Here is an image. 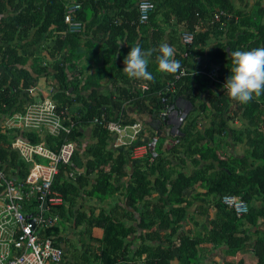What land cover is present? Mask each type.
<instances>
[{"label":"trees","instance_id":"trees-1","mask_svg":"<svg viewBox=\"0 0 264 264\" xmlns=\"http://www.w3.org/2000/svg\"><path fill=\"white\" fill-rule=\"evenodd\" d=\"M140 1L0 0V116L20 112L34 100L25 90L46 88L62 126L73 125L56 135L0 131V167L17 183L28 175L30 165L10 146L15 138L44 143L53 152L64 141L75 144L70 164L59 165L51 185L62 203L48 209L53 226L45 234L63 250L62 230L72 228L88 241L71 245V256L66 261L64 254L61 264H203L211 249H221L222 260L209 264H244L248 253L254 264H264V91L241 104L222 87L231 70L230 51L264 46V0H145L153 4L145 22H140ZM71 4H79L80 33L67 32L63 21ZM165 26H173L177 47L170 36L164 41ZM184 30L193 32L186 48L179 41ZM164 42L174 48L185 76L175 79L180 68L158 70L156 56ZM82 44L91 50L100 45L104 52L96 74L83 83L76 53ZM136 45L151 49L150 81L121 75L124 57ZM36 46L47 60L35 56ZM210 70L215 80L205 75ZM103 75L109 95L98 92ZM168 83L174 92L166 89ZM81 89L89 94L81 96ZM162 98L168 105L181 99L189 106L173 133L161 118ZM102 115L124 126L141 124L143 130L129 145L113 149L105 124H91ZM140 145L145 154L132 159L133 147ZM233 145L242 155L232 153ZM119 194L123 203L112 209L76 208L83 197L105 205ZM230 195L246 202L248 212L237 217L227 209L221 198ZM212 207L209 230L186 228Z\"/></svg>","mask_w":264,"mask_h":264},{"label":"built area","instance_id":"built-area-1","mask_svg":"<svg viewBox=\"0 0 264 264\" xmlns=\"http://www.w3.org/2000/svg\"><path fill=\"white\" fill-rule=\"evenodd\" d=\"M79 4H71L66 7L63 21L66 30L75 34L82 31V23L76 18ZM140 11V22H145L148 12L153 9L149 1L138 3ZM217 17V16H216ZM180 41L183 48L189 47L193 41V33L182 32ZM187 57V53L183 54ZM186 75L184 68H180L175 74V79ZM211 80H215V71L205 72ZM143 90L146 85H141ZM166 89L174 92L172 83H168ZM34 100L27 101L22 111H12L9 114L0 116V131L5 129H21L28 131L34 129L37 133H48L56 135L59 130L66 133L70 127L62 126L58 115L55 112V103L48 97L46 91L40 92L33 87L25 90ZM42 94V95H41ZM166 98L162 102L168 107ZM178 100H176V103ZM177 105V104H176ZM2 108L6 109L5 105ZM186 111L179 107L167 112L165 109L162 116L167 117L175 128L185 116ZM174 119V120H173ZM103 126L113 137L110 146L113 149L132 143L137 134L143 130L141 124L124 126L119 121H107L104 115L95 117L92 125ZM129 138V141H125ZM11 148L16 150L22 159L30 165L29 173L24 182L18 183L8 179L0 167V264H60L63 260V249L55 246L45 230L53 226L52 218L46 214L48 209L61 205L62 197L57 191L51 189L55 176L58 174L60 164H70L71 157L75 150L73 142L64 141L56 152L46 148L44 143L30 144L21 138L11 141ZM131 147V146H130ZM145 146H135L132 149V159H139L145 154ZM41 157V163L36 161ZM76 173L70 171L68 177L74 178ZM224 203L233 208L237 216L247 212L245 202L233 197L223 198Z\"/></svg>","mask_w":264,"mask_h":264},{"label":"clouds","instance_id":"clouds-1","mask_svg":"<svg viewBox=\"0 0 264 264\" xmlns=\"http://www.w3.org/2000/svg\"><path fill=\"white\" fill-rule=\"evenodd\" d=\"M182 32H191V31L184 30ZM182 32H180V34ZM179 39H180V35H179ZM180 44H181V41H180ZM150 53H151V49L142 50L139 45L131 47L123 59V64H124L123 71L129 77L143 79L145 81L152 80L153 73L148 70V62H149L148 56L150 55ZM158 53L159 54L156 56V61H157L158 70L160 72L172 73V72L177 71L180 68L179 61L174 59V48L169 43L167 42L161 43L158 48ZM230 56H231V70H230V73L227 75L222 87L227 90V94L231 98L235 99L241 104H246L250 100H252L254 96H259L261 95L262 91H264V46L254 47V48L247 49V50H242L238 48L236 50L230 51ZM177 100L179 101V99ZM181 101L184 102L183 100ZM172 104L174 105V108L171 111L175 110L177 107L176 102ZM185 104H186V107L189 108L188 104L187 103ZM170 105H168V107ZM168 107L166 108V110L168 109ZM71 108H74V107H71ZM188 110H186V113ZM161 118L162 120H164L167 117H164L161 115ZM91 124H92V121H91ZM166 124H167V121H166ZM179 124L175 128L174 127L170 128L169 125L167 126L170 128V131L173 133L177 130ZM224 197L221 198V203L227 209H231L236 215L233 208H230L224 203L223 201ZM246 207H247V212H248L247 204H246ZM209 210L215 213V210L213 209V207L210 208ZM241 216H237V217H241ZM212 219H214V217ZM212 219H210V221ZM209 227L207 228L208 230H209ZM61 248L63 249V247ZM213 252L221 253V249H217ZM63 254H64V250H63ZM221 260H222V257L220 254L219 261Z\"/></svg>","mask_w":264,"mask_h":264},{"label":"crops","instance_id":"crops-1","mask_svg":"<svg viewBox=\"0 0 264 264\" xmlns=\"http://www.w3.org/2000/svg\"><path fill=\"white\" fill-rule=\"evenodd\" d=\"M172 24H173V21L171 22V25ZM172 27H169V26L163 27L164 28V33H165L164 41L167 40L166 38H169L167 36H170V38H172V41H173V46L177 47L178 43H177V41H176V39L174 37L175 34H172V32L170 31ZM35 49H37L36 50L37 54L35 53V56H43L44 52H43V49L41 48V46L39 48H37V46H36ZM101 51H103V48L100 45H96L92 50H91L90 47H88V46H86L84 44L80 45L77 48V52L76 53L79 56V59H78V63L79 64H78V66L81 68V69L79 68L80 71L78 70L79 71L78 79L82 83L86 82L89 79V77L94 76L96 74V72L98 71V64L100 65V63H101L100 62L101 61L100 57L104 53V52L101 53ZM92 52H94L93 56L91 55ZM43 58L46 59V60L48 59V57H46V56H43L42 59ZM148 61L150 62V55L148 56ZM149 62H148V64H149ZM30 63H31V59L28 61V66L30 65ZM120 67L122 68L121 69V75L122 76H125L127 79L131 78L130 80L135 79L133 77H129L123 71L124 64L120 65ZM69 72H71V70H69ZM2 73H3V70H2V68H0V76L2 75ZM101 79H102L101 80V84L102 85H101V87L98 88V92L101 93V94L103 93L105 95H109L111 93L110 83L108 82L109 79L106 76H104V75L101 77ZM119 79H121V78L119 77L118 80ZM122 81L123 80H120L119 83H122ZM89 91H90V89H87V90L81 89L80 90L81 96H87L89 94ZM71 109H73V108H71ZM188 109L189 108L187 107V110ZM148 120L149 119H146V121H148ZM167 125H169L170 128L173 127V124L171 123L170 120L167 121V124L164 127H168ZM240 148H241L240 146L233 145L232 146V153H235V155H237V156L242 155V150ZM198 190L199 189L197 188L196 192H198ZM123 199L124 198L122 197L121 194H119V196H117V197H112V199L109 200V204H108L109 208H107V207L105 208V205H101L99 203H96V201H94V200H91V199H89L87 197H83L82 199L78 200V204H77L76 208L80 209L82 212H86V213L88 212L90 207H95V206L104 207L105 209L108 210V209H112V207H114L115 206L114 204H116V203H120V204L123 203ZM195 205H197V204H195ZM98 210H99V208H95L94 213L97 214ZM214 215H215V213L208 209L207 212H206L205 218L204 217L203 218H198L196 220L197 221V225L192 226V225H189V224L188 225L185 224V226H187L186 227L187 229H189V228L192 229V227H193L194 230L201 232V231H203L204 228H208L209 227V221H210V219H212L214 217ZM62 234H63L64 237H66V240H67L66 247H64V254H65V257H66V261H68L69 257L71 256V253L73 252V248H71V247L74 246V245H78L79 244L80 236H79V234L74 232L72 228H69V229L64 230V231L62 230ZM220 254L221 253H218V252H210V255L209 254L207 255V257L205 258V262H203V264H209L211 261H219ZM248 256L251 257V258H248ZM244 261H245L244 264H254L253 262H255V257L252 254L248 253L245 256V260Z\"/></svg>","mask_w":264,"mask_h":264},{"label":"rangeland","instance_id":"rangeland-1","mask_svg":"<svg viewBox=\"0 0 264 264\" xmlns=\"http://www.w3.org/2000/svg\"><path fill=\"white\" fill-rule=\"evenodd\" d=\"M245 3V2H244ZM36 54H37V52H36ZM42 63L44 64V65H47L46 63H48V61L46 62V60H42ZM42 91H46V88L45 89H43ZM177 107H179V108H181V109H183V110H187V107H186V104L184 103V102H182L180 99H179V101L177 102ZM174 120V119H173ZM148 135H149V133H147ZM162 141V140H161ZM36 159H37V161L39 162V163H41L42 161H43V159L41 158V157H36ZM109 200H107L106 201V204H105V208L107 207V208H109ZM96 214V213H95ZM80 239H81V241L83 242V243H86L87 241H88V239H87V237L86 236H80ZM211 252H213V250H211ZM248 258H251V257H249L248 256Z\"/></svg>","mask_w":264,"mask_h":264},{"label":"water","instance_id":"water-1","mask_svg":"<svg viewBox=\"0 0 264 264\" xmlns=\"http://www.w3.org/2000/svg\"><path fill=\"white\" fill-rule=\"evenodd\" d=\"M173 108H174V105L171 104V105L168 107L167 112L171 111Z\"/></svg>","mask_w":264,"mask_h":264},{"label":"bare ground","instance_id":"bare-ground-1","mask_svg":"<svg viewBox=\"0 0 264 264\" xmlns=\"http://www.w3.org/2000/svg\"><path fill=\"white\" fill-rule=\"evenodd\" d=\"M51 49V48H50ZM53 50V49H52ZM189 89V88H188ZM14 130V129H13Z\"/></svg>","mask_w":264,"mask_h":264}]
</instances>
